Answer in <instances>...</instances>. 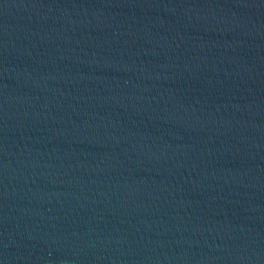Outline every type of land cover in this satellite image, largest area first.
Listing matches in <instances>:
<instances>
[{
    "label": "water",
    "instance_id": "water-1",
    "mask_svg": "<svg viewBox=\"0 0 264 264\" xmlns=\"http://www.w3.org/2000/svg\"><path fill=\"white\" fill-rule=\"evenodd\" d=\"M0 264H264V0H0Z\"/></svg>",
    "mask_w": 264,
    "mask_h": 264
}]
</instances>
